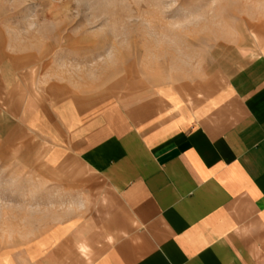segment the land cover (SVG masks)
I'll use <instances>...</instances> for the list:
<instances>
[{
	"label": "crops",
	"instance_id": "obj_1",
	"mask_svg": "<svg viewBox=\"0 0 264 264\" xmlns=\"http://www.w3.org/2000/svg\"><path fill=\"white\" fill-rule=\"evenodd\" d=\"M251 31L215 81L42 107L41 140L87 197L35 236L8 215L0 264H264V12Z\"/></svg>",
	"mask_w": 264,
	"mask_h": 264
},
{
	"label": "rangeland",
	"instance_id": "obj_2",
	"mask_svg": "<svg viewBox=\"0 0 264 264\" xmlns=\"http://www.w3.org/2000/svg\"><path fill=\"white\" fill-rule=\"evenodd\" d=\"M263 12L264 0H0L1 226L11 215L23 229L26 218L38 235L49 215L87 197L50 158L42 107L215 81V70L241 64L251 14Z\"/></svg>",
	"mask_w": 264,
	"mask_h": 264
}]
</instances>
